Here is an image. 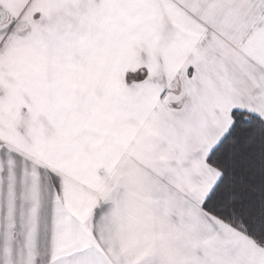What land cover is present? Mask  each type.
<instances>
[{"label":"snow or ice","instance_id":"1","mask_svg":"<svg viewBox=\"0 0 264 264\" xmlns=\"http://www.w3.org/2000/svg\"><path fill=\"white\" fill-rule=\"evenodd\" d=\"M0 264H264V0H0Z\"/></svg>","mask_w":264,"mask_h":264}]
</instances>
